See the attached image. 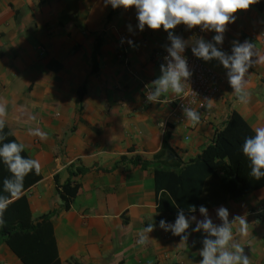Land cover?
Masks as SVG:
<instances>
[{
	"label": "crops",
	"instance_id": "1",
	"mask_svg": "<svg viewBox=\"0 0 264 264\" xmlns=\"http://www.w3.org/2000/svg\"><path fill=\"white\" fill-rule=\"evenodd\" d=\"M138 24L134 7L113 9L104 0H0L5 126L25 145L28 158L41 163V179L24 193L33 219L55 213L52 231L61 264H199L203 241L211 238L203 229L194 231L206 218L199 208L220 226L223 207L233 231L229 247L239 243L251 264H264V185L239 198L237 186L228 191L220 175L205 178L195 164L232 111L252 131L264 126V63L246 73L251 99L241 104L229 69L218 59H202L218 76L220 94L211 109L197 110L201 122L193 127L186 118L177 121L162 97L158 103L147 100L162 75L152 57L171 40L163 27L141 31ZM182 26L170 31L185 44L181 55L190 56L192 29L183 32ZM215 35L209 31L207 43L226 55H232L234 41L247 40L264 56V0L235 13L222 44ZM30 128L48 138L29 135ZM122 157L139 161L133 165ZM161 171L176 180L165 182ZM67 181L79 189L65 212L59 192ZM180 212L189 220L183 242L160 227L161 220L174 225ZM235 216L246 218L247 237L238 233ZM149 224L154 230L140 245L138 233ZM0 264L22 263L1 244Z\"/></svg>",
	"mask_w": 264,
	"mask_h": 264
},
{
	"label": "clouds",
	"instance_id": "2",
	"mask_svg": "<svg viewBox=\"0 0 264 264\" xmlns=\"http://www.w3.org/2000/svg\"><path fill=\"white\" fill-rule=\"evenodd\" d=\"M258 2L259 0H104L105 5L110 4L113 9L122 7L127 10L134 7L139 22L138 27L141 31L145 26L151 30H159L163 27L169 33L168 38L171 40V46L167 52L170 59L166 66L161 65L162 75L154 81V90L147 96V100L153 103L160 102V98L167 93L175 94L177 97L182 96L185 92V81L191 76L186 60L181 55L185 44L170 30L180 24L189 29L199 26L202 30L214 31L216 35L213 40L216 44H222L226 26L235 21V13L248 10ZM129 30L131 31V26H129ZM128 43L131 45L132 41H128ZM192 52L205 61L218 59L224 68L229 69V84L237 101L241 104L250 102L251 95L247 90L246 73L253 65L264 63V56L258 53L255 44L247 40L243 43L234 41L232 55H226L213 44L200 39L192 48ZM253 57L256 59L254 60ZM206 107L208 109L213 107L211 99L207 100ZM183 112L186 120L193 127L201 122V115L196 109L186 107L183 108ZM6 117L7 106L0 102V130H3L6 125ZM253 132L254 135L244 140L242 152L250 162L251 176L260 180L264 177V126L255 127ZM28 133L31 136L39 137L41 141L48 138V134L39 128H30ZM3 139L4 137H0V140ZM24 148V144L15 141L3 143L0 146V160L7 166L12 176V179L3 181V190L8 193V196L0 195V228L5 226L4 213L12 199L20 198L24 192L25 177L33 170L36 175L41 173V163L38 160L25 159L21 155ZM165 192L166 190H161L162 197ZM191 211H195V206ZM199 211L206 218L197 222L194 231L203 229L211 237L205 238L203 241L204 247L200 252L203 259L199 261V264H251V260L249 256L245 255L244 247L241 244L235 243L229 247L233 240V231L227 221L228 210L223 207L218 209V216L224 221L220 226L214 225L212 220L207 218L205 207L201 206ZM192 219L195 220V217L193 216ZM233 219L239 225L240 236L247 237L249 224L246 218L235 216ZM160 227L165 231L171 230L175 236H180L182 242L187 240V236L181 235L189 228V220L186 219L183 212L178 214L174 225H166V222L161 220ZM153 230V224L142 228L138 233L137 243L146 245L149 240L148 233Z\"/></svg>",
	"mask_w": 264,
	"mask_h": 264
},
{
	"label": "trees",
	"instance_id": "3",
	"mask_svg": "<svg viewBox=\"0 0 264 264\" xmlns=\"http://www.w3.org/2000/svg\"><path fill=\"white\" fill-rule=\"evenodd\" d=\"M99 46L100 42L97 40L93 48L92 73L97 70L96 56ZM252 135L254 132L240 114L232 111L223 126L216 131L212 143L202 150L195 161L201 169L202 176L207 178L220 175L228 191L232 192V187L237 186L236 193L239 198L263 186L264 177L256 180L251 176L250 162L242 152L244 140ZM0 137H4L0 140V146L15 141L6 126L0 130ZM21 155L29 159L24 151ZM121 160L124 162L127 158L122 157ZM127 161L135 165L139 160L130 158ZM161 174L165 182L176 180L170 172L161 171ZM5 179H12V176L7 166L0 160V195L8 196L3 190ZM40 179V174L36 175L34 170L25 177L23 194L18 199L13 198L4 213L5 226L0 228V245L4 244L22 264H61L52 231L51 219L55 213L50 212L33 219L24 194ZM78 189L79 185L70 181L61 186L59 198L63 211L69 210Z\"/></svg>",
	"mask_w": 264,
	"mask_h": 264
},
{
	"label": "built area",
	"instance_id": "4",
	"mask_svg": "<svg viewBox=\"0 0 264 264\" xmlns=\"http://www.w3.org/2000/svg\"><path fill=\"white\" fill-rule=\"evenodd\" d=\"M182 31L189 32L190 29L183 25ZM208 32L207 30H202L199 26L192 28L193 47L196 46V42L200 39H203L207 43L206 36ZM182 57L186 60L191 73L190 78L185 81L184 94L177 97L175 94L167 93L162 96L165 102L173 106L174 117L179 122L186 118L183 108L187 107L202 111L206 107L208 99L213 101L220 94V80L215 72L203 64L202 58L195 56L192 51L190 56L182 55ZM152 59L154 64L161 68V65H167L170 57L167 49H164L156 52Z\"/></svg>",
	"mask_w": 264,
	"mask_h": 264
}]
</instances>
